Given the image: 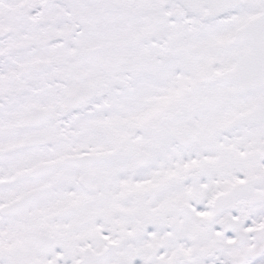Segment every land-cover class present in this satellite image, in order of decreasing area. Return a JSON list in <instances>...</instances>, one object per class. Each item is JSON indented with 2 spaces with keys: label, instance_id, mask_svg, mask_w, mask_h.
I'll list each match as a JSON object with an SVG mask.
<instances>
[{
  "label": "snow or ice",
  "instance_id": "1",
  "mask_svg": "<svg viewBox=\"0 0 264 264\" xmlns=\"http://www.w3.org/2000/svg\"><path fill=\"white\" fill-rule=\"evenodd\" d=\"M0 264H264V0H0Z\"/></svg>",
  "mask_w": 264,
  "mask_h": 264
}]
</instances>
